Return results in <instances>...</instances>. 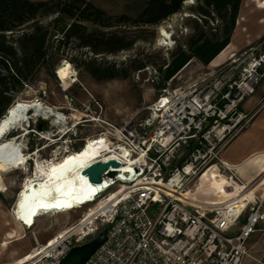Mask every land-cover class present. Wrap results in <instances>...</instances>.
I'll return each mask as SVG.
<instances>
[{
  "label": "built area",
  "instance_id": "2783aa9c",
  "mask_svg": "<svg viewBox=\"0 0 264 264\" xmlns=\"http://www.w3.org/2000/svg\"><path fill=\"white\" fill-rule=\"evenodd\" d=\"M262 84L264 43L232 55L210 77L165 94L146 108L143 121L109 125L99 138L121 158L120 166L104 173L108 185L96 200L73 209L87 208L85 215L25 264H61L104 229L105 243L85 264H243L248 241L264 219V192L244 199L242 208L237 200L217 207L182 194L224 162L225 149L252 119L241 106ZM223 166L231 184L248 186ZM112 196L99 211L91 210Z\"/></svg>",
  "mask_w": 264,
  "mask_h": 264
},
{
  "label": "rangeland",
  "instance_id": "374dc122",
  "mask_svg": "<svg viewBox=\"0 0 264 264\" xmlns=\"http://www.w3.org/2000/svg\"><path fill=\"white\" fill-rule=\"evenodd\" d=\"M78 1L56 0L75 3L79 9H84L85 4H92L102 10L104 15L98 22L85 23L90 30L127 34L134 44L129 50L116 55H95L88 48H80L75 40L62 42V35L57 34L56 27L53 26V32H49L45 44L48 53L46 63L35 76L30 77L28 83L20 87L10 107L18 101L36 102L49 111L53 110V113L62 114L64 119L57 124L54 117L33 115L35 110H30L28 122L10 130L0 141L1 146L16 139L22 144V152L28 156L26 163L17 168L7 165L0 157V176L4 186L0 185V263L12 262L14 259V262H18L28 255L33 256L37 252H32L41 245L45 249L49 240L66 231L87 212V208H83L47 213L34 217V222L27 223L25 227L21 226L13 217L19 204V192L25 182L35 176L38 163L49 169L52 163L64 165L69 159L81 161L85 145L99 138L109 129V125L121 127L130 121H143L150 104L167 93L210 77L219 67H213L211 63L204 64L194 57L174 77L165 80L166 66L162 67L163 63L165 60L171 62V54L180 44L184 45L185 50L189 49L185 44L194 32V23L198 21L201 24L202 0H185L179 11L154 23L142 21L139 17L149 0ZM56 15L40 13L36 20L49 23ZM212 15L206 27L210 37L215 33L220 34L224 25V20ZM240 16L244 18L242 26L237 25ZM238 19L231 38L232 44L238 47L234 52L237 55L264 43V10L251 9L249 1L242 0ZM72 21L68 18L65 20L67 23ZM91 57H97L107 64L124 63L130 67V75L127 78L97 80L84 63ZM67 65L70 68L62 67ZM161 67L162 70H159ZM263 93V87H259L254 97H261ZM263 104L255 109L256 113L264 107ZM97 149L91 152L92 159L103 155L97 154ZM259 187L257 193L262 194L264 185ZM197 198L199 201L215 202L213 197L205 195L198 194ZM110 200L100 198L99 204L91 210L98 211ZM16 233L23 237L16 241L9 239L10 235ZM5 240L11 243L3 247L1 244ZM243 264H264V219L248 241V256Z\"/></svg>",
  "mask_w": 264,
  "mask_h": 264
},
{
  "label": "trees",
  "instance_id": "16d2710c",
  "mask_svg": "<svg viewBox=\"0 0 264 264\" xmlns=\"http://www.w3.org/2000/svg\"><path fill=\"white\" fill-rule=\"evenodd\" d=\"M185 0H149L140 14L142 21L158 22L176 13ZM77 2H80L77 0ZM201 24L194 23L190 40L179 45L171 54L166 66L165 80L174 77L194 57L204 64H210L231 42L242 0H202ZM79 9L75 3H61L56 0H0V119L6 114L20 87L30 81L46 63V39L53 28L62 35V42L75 40L80 48H88L95 55H116L129 50L134 40L119 32L90 30L86 22H98L104 12L92 4ZM57 13L49 23L36 20L39 14ZM224 20L222 32L208 35V18L213 16ZM72 19L70 23L66 19ZM54 26V27H53ZM86 69L97 80L127 78L130 67L124 63H105L97 57L84 60ZM162 67L159 70H162Z\"/></svg>",
  "mask_w": 264,
  "mask_h": 264
},
{
  "label": "bare ground",
  "instance_id": "6f19581e",
  "mask_svg": "<svg viewBox=\"0 0 264 264\" xmlns=\"http://www.w3.org/2000/svg\"><path fill=\"white\" fill-rule=\"evenodd\" d=\"M260 3L263 5V1H260ZM163 33L166 35L165 31H163ZM232 47L233 45L227 48L224 52H221V54L214 60L212 66H216L219 59L228 55V52ZM62 67L70 68V65ZM30 110H35L33 115L45 114L50 118L54 117L57 124L61 123L64 119L62 114L53 113V110L49 111L36 102L18 101L8 109L7 113L0 120V129H2L0 130V141L4 139L10 130L28 122L27 116ZM98 139L100 138L92 139L85 145L81 161L78 159H69L64 165L60 163H52L50 164L49 169L41 167L38 163L35 176L29 178L19 192V204L13 217L21 226L25 227L27 223L34 222L33 218L38 217L39 215L61 213L78 208L81 204L96 200L99 193L104 191L108 182L105 181L103 184L91 183L87 176L82 175L83 169L98 160L118 161L117 159L121 158L116 152H112L107 141L102 137L100 140ZM22 148V144L20 142L18 143L15 139L6 144H2L0 146V157L2 158V161L12 168H17L18 166L25 164L28 160V156L22 152ZM96 148H99L97 149V154L103 153V155L99 158L92 159L90 156L91 152ZM122 155L123 157H127L128 154L126 150H122ZM74 163H77L76 166ZM223 165H225L224 162L212 165L201 176L196 186L187 193L182 194V196L188 200H194V202L199 201L197 198L198 194L213 197L215 202L199 201L196 202V204L217 206L224 200L223 198H226V196L231 193L232 189L235 188L237 193L239 191L238 188L242 186L231 184L223 173ZM219 184H221V190ZM0 185L3 186L1 176ZM257 189H259V187L255 190L249 191L244 199L251 198ZM114 197L115 196H112L111 200ZM244 199L243 202L245 207L246 202ZM19 236H21V234H12L9 236V239ZM4 247H6V245H4ZM43 251H45V249L41 252H37L33 256L28 255L21 261L14 262V264H25L30 259H36L41 256Z\"/></svg>",
  "mask_w": 264,
  "mask_h": 264
},
{
  "label": "crops",
  "instance_id": "0c3cea01",
  "mask_svg": "<svg viewBox=\"0 0 264 264\" xmlns=\"http://www.w3.org/2000/svg\"><path fill=\"white\" fill-rule=\"evenodd\" d=\"M248 1L250 3L251 9L255 7L260 11L264 10V0ZM260 1H263V5H261ZM243 24L244 18L243 16H240L237 25L242 26ZM231 45H233V47L228 52V55L224 56L222 59H219V61L216 63V66L213 67L222 65L229 59V57H231V55L234 54L238 47L235 44H232V41L222 52H224ZM214 60L211 62V65L213 64ZM259 87H263L264 89V84L260 85ZM254 96L255 94L246 99L241 106L242 110L246 113L252 112V119L248 127L232 140L222 155L223 161L226 163L227 167H231L238 176H240L246 183L248 182L249 184L247 187H239V191L237 193L235 188L232 189L230 193L231 196L227 195L226 198H223L224 200L217 206L228 205L231 202L237 200L238 206L242 208L244 207L243 199L248 194V192L255 190L260 185H264V107H262L259 112H255V109L261 105L260 102L264 99V93L261 97L256 98ZM223 173L225 176L229 174L227 168H223ZM220 185L221 184H219V188ZM21 237H23V235L13 239L16 241ZM10 243V241L5 240L1 246H8ZM15 260L16 259H14L12 262Z\"/></svg>",
  "mask_w": 264,
  "mask_h": 264
},
{
  "label": "water",
  "instance_id": "95a60500",
  "mask_svg": "<svg viewBox=\"0 0 264 264\" xmlns=\"http://www.w3.org/2000/svg\"><path fill=\"white\" fill-rule=\"evenodd\" d=\"M8 111V110H7ZM120 163L115 160H98L86 167L82 171L83 176H87L89 181L94 184H103L104 173L112 168H117ZM113 173L110 172L109 175ZM107 239V229L101 231L92 241L73 248L62 260L61 264H85L86 261L96 252V250L105 243Z\"/></svg>",
  "mask_w": 264,
  "mask_h": 264
},
{
  "label": "flooded vegetation",
  "instance_id": "af4514ba",
  "mask_svg": "<svg viewBox=\"0 0 264 264\" xmlns=\"http://www.w3.org/2000/svg\"><path fill=\"white\" fill-rule=\"evenodd\" d=\"M26 132H29L28 130ZM16 140V139H15Z\"/></svg>",
  "mask_w": 264,
  "mask_h": 264
},
{
  "label": "snow or ice",
  "instance_id": "6c2138e0",
  "mask_svg": "<svg viewBox=\"0 0 264 264\" xmlns=\"http://www.w3.org/2000/svg\"><path fill=\"white\" fill-rule=\"evenodd\" d=\"M0 130H2V129H0Z\"/></svg>",
  "mask_w": 264,
  "mask_h": 264
}]
</instances>
